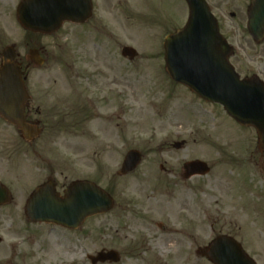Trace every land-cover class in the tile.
I'll list each match as a JSON object with an SVG mask.
<instances>
[{"label": "rangeland", "instance_id": "374dc122", "mask_svg": "<svg viewBox=\"0 0 264 264\" xmlns=\"http://www.w3.org/2000/svg\"><path fill=\"white\" fill-rule=\"evenodd\" d=\"M20 1L0 0V63L7 46H14L23 64L28 51L37 49L45 62L40 68L29 66L28 90L44 86L53 101L69 99L73 105L84 96L100 97L101 121L92 125L101 129L99 140L87 137L83 147L78 134L61 128L47 141L44 155L63 165L67 177L61 179L58 192L71 181L88 179L112 195L109 180L116 172L117 190L133 203L151 196V191L160 196L161 211L155 210L154 221L165 229L155 234L116 233L113 213L90 219L76 231L31 224L24 205L33 184L2 178L13 202L0 209V264H89L87 256L101 250L116 251L117 264H210L195 256L213 238L202 213L210 176L195 178L198 230L184 236L171 230L177 223L178 173L185 162L208 165L213 159L222 162L220 178L261 181L264 186V152L258 149L254 130L238 126L219 105L201 101L166 75L163 40L186 23L184 0H92L93 15L86 24L65 23L51 36L31 34L18 25L15 9ZM207 1L234 50L230 63L236 73L264 83V40L253 43L245 27L249 0ZM123 47L134 49L136 58L121 57ZM65 137L69 140L63 141ZM176 143L183 146L176 150ZM30 146L0 120V175L15 170L14 165H19L18 174L30 169ZM130 150L139 151L142 161L133 173L120 176ZM164 191L172 193L163 195Z\"/></svg>", "mask_w": 264, "mask_h": 264}, {"label": "water", "instance_id": "95a60500", "mask_svg": "<svg viewBox=\"0 0 264 264\" xmlns=\"http://www.w3.org/2000/svg\"><path fill=\"white\" fill-rule=\"evenodd\" d=\"M189 16L185 27L169 35L163 44L165 72L175 83L188 88L206 102L216 103L240 126L256 131L259 148L264 151V85L258 78L240 80L228 58L231 48L219 35L217 23L204 0H185ZM16 20L25 31L52 35L64 22L85 23L91 16L90 0H22L16 8ZM247 29L256 43L264 39V0H251ZM123 57L133 60L136 53L123 48ZM13 47L5 48L0 65V117L18 128L26 140L33 130L24 120L27 94L22 72L15 64ZM29 60L41 66L43 60L36 50L29 51ZM182 144H175L180 148ZM137 151L126 154L121 174L132 172L140 163ZM189 174L205 175L207 166L199 161L184 165ZM60 198L47 186L33 192L25 206V216L31 223H52L67 229H77L90 216L106 213L112 207L111 198L92 183H74ZM8 191L0 184V205L9 201ZM212 264H252L239 246L226 237H219L198 251ZM105 261L116 263L113 251L98 253L91 264Z\"/></svg>", "mask_w": 264, "mask_h": 264}, {"label": "flooded vegetation", "instance_id": "af4514ba", "mask_svg": "<svg viewBox=\"0 0 264 264\" xmlns=\"http://www.w3.org/2000/svg\"><path fill=\"white\" fill-rule=\"evenodd\" d=\"M17 64L24 71L23 79L29 97L24 118L33 130V137L28 144L31 145V161L35 163L29 164L30 169L21 171L20 174H18L19 170L17 169L19 165L12 166L15 170H5L0 175V182L4 183L3 179H15L17 183L19 181H30L33 187L28 197L34 189L44 186H49L52 192L59 193L57 187L67 177L64 175L63 165L51 163L49 156L44 155V150L48 147L47 141L56 136L61 128L69 132L72 130L74 132L72 134H78L83 140L81 143L83 147L86 145L87 137L93 140L98 139L97 136L101 133V129L92 128V125L101 121L100 97L90 99L84 96V99L81 98L82 100L80 99L76 105H73L74 103L69 99L59 100L62 105L60 106V112L62 113L59 114V110H56L59 107L56 105H59L60 102L53 101V96L50 95L47 87L37 85L32 90H28L26 85L28 79L27 62L23 64L22 61L17 59ZM0 120L7 124L1 118ZM8 127L16 129L11 125ZM106 130L107 127L104 128V132ZM16 133L24 141L17 130ZM65 140L68 141V137L63 138V141ZM221 164V161L213 159L208 164L209 172L207 175L210 176V179L207 182V206L202 213L203 217L206 218L207 234L213 236L210 241L216 237H229L239 245L246 256L252 259L255 264H264V186L261 185V181H246L243 179L227 181L220 178L224 176ZM178 175L180 181L176 185L177 190L175 192L177 196L175 205L177 223L174 224L176 228L171 230H176L177 234L191 236L196 234L198 230V181L195 179L196 176H186L188 172L184 171L183 165ZM116 178L117 173L115 172L109 180V185L112 188L111 198L113 199L112 210L109 213L114 215L111 220L114 231L124 234L164 232L165 228L162 223L154 221L155 210L161 211L160 196H156L155 192L151 191V196L145 195L143 201L133 203V199L117 190ZM75 181L77 180L71 181L64 189ZM95 184L99 185L98 183ZM64 189H61L60 193ZM170 193L172 191H164L162 194L167 195ZM12 202L13 198H11ZM2 208L0 207V209ZM104 215L107 214L88 218L83 225L90 219ZM196 253L197 250L195 256Z\"/></svg>", "mask_w": 264, "mask_h": 264}]
</instances>
